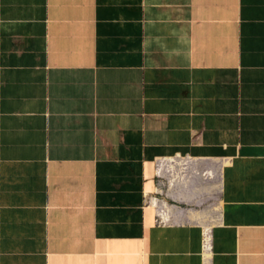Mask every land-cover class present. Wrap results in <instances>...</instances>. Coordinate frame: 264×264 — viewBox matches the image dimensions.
I'll list each match as a JSON object with an SVG mask.
<instances>
[{"label": "crops", "instance_id": "crops-1", "mask_svg": "<svg viewBox=\"0 0 264 264\" xmlns=\"http://www.w3.org/2000/svg\"><path fill=\"white\" fill-rule=\"evenodd\" d=\"M0 264H264V0H0Z\"/></svg>", "mask_w": 264, "mask_h": 264}]
</instances>
